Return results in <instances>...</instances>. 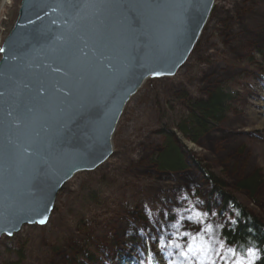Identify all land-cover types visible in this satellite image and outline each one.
<instances>
[{
  "label": "rangeland",
  "instance_id": "obj_1",
  "mask_svg": "<svg viewBox=\"0 0 264 264\" xmlns=\"http://www.w3.org/2000/svg\"><path fill=\"white\" fill-rule=\"evenodd\" d=\"M21 2L0 0V49ZM216 3L185 66L175 77L148 80L128 104L113 138V165L77 175L65 185L46 226H26L1 238L0 264H147V249L155 252L161 240L184 247L176 236L150 234L157 225L175 222L173 209L182 210V204L195 205L193 213L215 210L209 222L214 228L224 224L216 229L221 237L228 218L236 215L226 199H235L264 222V56L259 53H264V0ZM223 85L237 91L229 114L192 142L178 128L195 104ZM171 135L186 166L174 172L162 171L157 163ZM255 176L260 184L254 194L240 187ZM168 197L173 203L159 202ZM206 239L214 242L211 235ZM180 251L167 248L171 255L159 254L156 262L189 264ZM191 264L199 260L193 257Z\"/></svg>",
  "mask_w": 264,
  "mask_h": 264
},
{
  "label": "water",
  "instance_id": "obj_2",
  "mask_svg": "<svg viewBox=\"0 0 264 264\" xmlns=\"http://www.w3.org/2000/svg\"><path fill=\"white\" fill-rule=\"evenodd\" d=\"M215 1L205 0L206 9H189L183 29L177 31L179 21L168 15L164 8L167 0H153L154 4L160 7L154 9L155 14L147 25L144 18L132 9L69 10L66 7H58L59 4H67L69 0H22L17 20L1 46L4 51H0V71L3 72L0 76V90L7 91L6 102L0 104V107L9 110L15 107L14 92L17 91V81L29 83L35 88L40 79L49 83L60 80L59 74H50V69L56 66L51 50L55 46V35L65 26V20L68 18L66 13L69 11L73 14L78 12L89 21L100 15L105 22L114 24L123 19V16H127L126 23L131 28L138 33H146L141 36V40L147 47L142 45L132 52L134 58L126 65L122 76L115 75L100 83H94L87 92H78L72 100L63 105L67 127L63 128L55 146L56 158L50 159L51 167L45 168L40 175L32 178V183L38 186V189L33 188V193L38 195L44 192L48 195L49 210L45 213L46 223L28 222L30 218H41L28 211L31 197L24 194L25 184L29 180L28 174L23 170L10 169L7 156L0 161V196L5 198L3 204H0V209L7 205L8 218L11 220L6 228L0 230V240L4 236L13 237L26 226H46L53 214L57 195L64 186L80 173L97 170L114 156L113 138L128 104L148 80L175 77L185 66L209 22ZM195 3L199 4L200 0H195ZM165 39L171 41L172 47L168 51L175 52L172 58L177 62L167 67L157 65V70L165 74L154 76L142 66V58L151 50L160 47ZM0 119L5 120L3 131L0 132L2 145L6 144V137L14 135V130L7 126L10 118H6L3 112H0ZM74 164H78L79 169L73 167ZM13 194L15 199L9 198ZM13 212L17 213L15 219L11 215ZM9 230L12 231L10 236L7 234Z\"/></svg>",
  "mask_w": 264,
  "mask_h": 264
},
{
  "label": "snow or ice",
  "instance_id": "obj_3",
  "mask_svg": "<svg viewBox=\"0 0 264 264\" xmlns=\"http://www.w3.org/2000/svg\"><path fill=\"white\" fill-rule=\"evenodd\" d=\"M58 7H66L69 10L132 9L138 16L144 18L147 25L155 14L154 9L160 5L154 4L153 0H83V2L69 0L67 4L62 3ZM196 7L206 9L207 3L205 0H200L199 4H196L195 0H167L164 5L168 15L179 21L177 31L183 29L189 9ZM66 15L68 18L65 20V26L55 35V46L51 50L55 56L56 66L50 69V74H59L60 80L49 83L45 79H40L35 88H32L29 83L17 81V91L14 92L15 107L11 110L0 107V112H3L6 118H10L7 126L14 130L13 136L6 137V144L0 145V161L7 156L10 169L23 170L28 174L29 180L24 188V194L31 197L28 211L41 217L39 220L30 218L28 222L40 224L47 222L45 213L49 210L48 195L44 192L38 195L33 193V188L38 189V186L32 183V178L40 175L45 168L51 167L50 159L56 158L54 157L55 146L62 135L63 128L67 127L63 105L72 100L78 92H87L94 83H100L105 78L115 75L122 76L126 65L134 58L132 52L143 45L141 36L146 35L131 28L126 23L127 16H123V19L114 24L105 22L100 15H97L93 21L80 16L78 12L73 14L69 11ZM143 46L147 47V45ZM171 47V41L165 39L160 47L145 54L142 58V66L154 76L165 74L157 70V65L167 67L177 62L172 58L175 52L168 51ZM168 71L170 72V68ZM2 75L3 72L0 71V76ZM6 91V89L0 90V104L6 102ZM4 126L5 120L0 119V132L3 131ZM73 167L79 169L78 164H74ZM9 198L15 199V194ZM4 199L0 196V204H3ZM182 200L187 201L188 197L184 196ZM197 204L203 205V201H197ZM7 207L4 205L0 209V230L11 223ZM193 208L195 205L184 207L182 204V210L173 209L175 222L170 223L169 227L175 229V232H169L163 225L161 226V231L166 236H176L183 241L184 247L176 240H172L171 246L181 249L179 254L189 261V264L193 257L199 260V264H217L218 260L220 264H257L258 261L264 264V249L250 246L247 248L246 255H238L236 248L232 246L235 240L228 241L226 236L216 235V229L223 228L224 224L217 222L214 228L209 222L212 217L217 216L215 210L196 209L193 213ZM146 213L151 220V211L146 208ZM11 215L14 219L17 218L16 212ZM226 223L234 225L237 221L229 217ZM181 229L184 230L181 231ZM141 232L143 234V230ZM7 234L12 235V231L9 230ZM207 235H211L214 242H209L206 239ZM158 243L159 247L155 252L151 247L147 249L151 253L147 264H158L156 256L159 254H164L166 257L171 255L170 252H165V249L169 247L168 244L163 243L162 240ZM225 251L230 255H225ZM169 264L173 262L170 261Z\"/></svg>",
  "mask_w": 264,
  "mask_h": 264
},
{
  "label": "trees",
  "instance_id": "obj_4",
  "mask_svg": "<svg viewBox=\"0 0 264 264\" xmlns=\"http://www.w3.org/2000/svg\"><path fill=\"white\" fill-rule=\"evenodd\" d=\"M259 53L260 56H264L263 52L259 51ZM236 97L237 91L232 90L229 86L223 85L213 91L206 102L193 106L194 109L191 111L190 117L186 119L185 124L178 128L180 133L192 142H197L223 123ZM171 136L168 137L165 151L158 155L157 163L162 171L174 172L186 168L183 155L173 142L174 136ZM213 181L216 182L215 178ZM259 184L260 181L255 176L242 183L240 187L254 194ZM225 203L226 205L228 203L234 205L237 223L226 227L223 231V237L226 236L228 241L235 240L232 246L241 254L245 253L250 246L264 249V222L248 213L233 198L231 200L226 199ZM257 264H261V262L258 261Z\"/></svg>",
  "mask_w": 264,
  "mask_h": 264
},
{
  "label": "bare ground",
  "instance_id": "obj_5",
  "mask_svg": "<svg viewBox=\"0 0 264 264\" xmlns=\"http://www.w3.org/2000/svg\"><path fill=\"white\" fill-rule=\"evenodd\" d=\"M216 4H217V3H216V1H215V6H216ZM260 27H262V25H261ZM262 31H263V30H262ZM138 94H139V93H138ZM138 94H137V95H138ZM137 95H136V96H137ZM136 96H135V97H136ZM135 97H134V98H135ZM134 98H133V99H134ZM133 99H132V100H133ZM132 100H131V101H132ZM112 159H113V158H112ZM109 161H110V159H109L105 164H103L101 167H99V168H103V167L108 168V167H111V166L113 165V162H111V161H114V160H111L110 162H109ZM80 174H82V173H80ZM80 174H78V175H80ZM75 177H76V176H75ZM168 188H169V187H168ZM168 188H167V189H168ZM159 202H160L161 204L173 203L172 199H170L169 197L166 198L165 201L162 200V201H159ZM160 226H161V225H157L156 228H158V227H160ZM163 227H167V226H163ZM156 228H155V231L150 232V234H152L153 232H155V233H158V234L161 235V233H160L161 229H157V230H156ZM167 228H169V227H167ZM165 236H166V235H162V237H165ZM166 239H167V237L164 238V240H166ZM170 249L173 250V251L175 250V248H172V246H169V247H168V250H170Z\"/></svg>",
  "mask_w": 264,
  "mask_h": 264
}]
</instances>
